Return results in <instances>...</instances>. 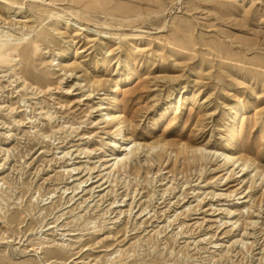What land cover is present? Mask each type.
I'll list each match as a JSON object with an SVG mask.
<instances>
[{
	"label": "rangeland",
	"instance_id": "obj_1",
	"mask_svg": "<svg viewBox=\"0 0 264 264\" xmlns=\"http://www.w3.org/2000/svg\"><path fill=\"white\" fill-rule=\"evenodd\" d=\"M7 32L41 42L0 63V264H264V176L210 151L264 169V0H0Z\"/></svg>",
	"mask_w": 264,
	"mask_h": 264
},
{
	"label": "bare ground",
	"instance_id": "obj_2",
	"mask_svg": "<svg viewBox=\"0 0 264 264\" xmlns=\"http://www.w3.org/2000/svg\"><path fill=\"white\" fill-rule=\"evenodd\" d=\"M82 15L87 14L86 11H81ZM55 15H59V13H52V16ZM68 21V20H67ZM73 22V21H72ZM77 23V22H75ZM80 27H82L81 24H79ZM31 32L28 34H22V36H17L13 33H5V34H1L0 33V63L3 65H11V63H13V61H15L16 56H21L23 55V57H25L26 59L35 57L38 55L39 51H40V42L41 39L39 37H37L36 39L32 40L31 43H28V46L25 47L24 45H22V42L27 41L29 39L28 36H30ZM107 117L111 118L113 117L111 114H107ZM121 115L119 116H114L113 119H120ZM120 130L117 134L118 136V141L116 142V145L118 146L119 143H121V141H123L127 136L124 134V122L122 120H120ZM127 142L126 145H121L119 146V150L117 152H115L114 154L111 155V159L110 162V169L112 171L118 170L120 168H124V166L128 163L129 161V156L135 154L136 152H139L141 149H144L146 146L144 144H142L141 142H138L132 138H127ZM166 146V144H165ZM150 149H155L156 147L153 145L147 146ZM165 148V147H164ZM189 150H192V152L194 153H201V155L203 154V151H209L207 150V148H203V147H198V148H194L189 146L188 144H182L179 150V154H185L187 153ZM120 151L122 153H120ZM210 151H214L213 154H217L220 157L224 158L225 160H229L230 162L233 163L234 167L236 166V168H240L243 172L246 170H249L252 167H255L257 171L256 175L263 177L264 176V169H261L257 164L256 161L250 159V158H246V157H242V156H238V155H230L227 154L226 152H221L219 150H210ZM209 153V152H208ZM211 154V153H210ZM204 156V155H202ZM202 159V157H201ZM254 169V170H255Z\"/></svg>",
	"mask_w": 264,
	"mask_h": 264
}]
</instances>
